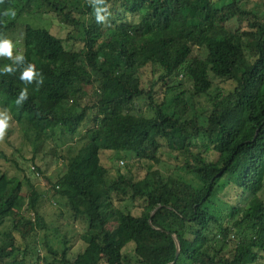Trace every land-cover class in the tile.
Segmentation results:
<instances>
[{"label": "trees", "instance_id": "1", "mask_svg": "<svg viewBox=\"0 0 264 264\" xmlns=\"http://www.w3.org/2000/svg\"><path fill=\"white\" fill-rule=\"evenodd\" d=\"M220 1L229 4L107 0L110 26L96 22L88 0L0 4V36L22 44L26 64L44 77L37 90L19 79L20 71L0 74V109L9 110L35 156L54 141L65 164L56 180L46 179L47 192L30 177L0 174V225L10 223L0 230V264L264 261V7L245 10L241 0ZM9 8L15 18L3 15ZM31 17L56 18L68 28L66 38L25 20ZM234 20L237 30L229 27ZM12 63L0 58V69ZM212 76L234 88L223 91ZM24 87L29 98L17 106ZM203 98L209 106L199 113ZM141 101L147 115L136 112ZM199 140L214 145L216 161L209 146L198 149ZM163 150L175 153L178 177L151 167L160 164ZM107 154L116 164L125 154L135 159L111 178L102 162ZM33 161L35 174L42 172ZM236 175L239 200L250 201L219 210L214 200ZM47 193L86 223L81 253H72L67 238L60 254L45 237L53 259L33 245L49 227ZM130 201L145 204L140 215L125 206Z\"/></svg>", "mask_w": 264, "mask_h": 264}, {"label": "rangeland", "instance_id": "2", "mask_svg": "<svg viewBox=\"0 0 264 264\" xmlns=\"http://www.w3.org/2000/svg\"><path fill=\"white\" fill-rule=\"evenodd\" d=\"M214 1L218 3L219 8L229 4V1ZM241 2H243L242 6L245 10H259L260 8L263 10L264 7V0H241ZM25 20H28V22L36 25L37 27L47 29L54 36H58L61 39H65L68 33V28L61 26L58 20L54 17H52V20L49 18H38L37 20L35 17L27 18ZM129 21H133V19L129 18ZM229 27L233 30H237L241 27V25L237 20H234L229 24ZM244 27H246V25ZM13 44L15 46L14 54L19 52L23 53L24 48L22 44L18 43L17 41ZM80 48L81 46L77 45L76 48L69 46L67 49L79 50ZM212 78L214 83L219 85V87L227 93L234 88V85L230 82H225L222 79L216 78L214 76H212ZM201 102L203 105L202 109L199 110V113L204 111L209 106L205 98H203ZM136 112H141L142 114L147 115L148 110L146 102H138ZM76 145V147L80 148V139L76 141ZM196 145L199 146L198 149H203L204 146H209L211 152L208 156L211 157L213 161L218 159V155L213 152L214 145H212L210 142L199 140L196 142ZM38 151L39 153L37 156H35L34 148L27 141L24 133H22L21 130L16 126L15 122L12 121L11 128L9 129L4 142L0 143V152L7 157V161H4L0 164V174H6L8 177H17L21 180H25L27 177H30L29 179H31V181L38 188H41L47 192L45 188L47 186L46 179L49 178L50 180H56V177L64 172L65 164H63L61 159L56 157L58 148L56 142L54 141L48 142L43 149L38 148ZM34 158L36 159V164L41 168L42 172H39L40 176H37V174H35L33 171V167L35 168L33 161ZM132 159H135L133 155L125 154V159L116 164L109 161V154H107L102 157V162L103 166L109 172V176L114 178L117 175L118 169L123 171L125 164L130 162ZM160 160V164H152L151 167L161 170L166 177H178L181 174V172L177 170L178 163L176 161L175 153L169 152L168 150H163L160 154ZM145 167L148 168V165H145ZM186 181L192 184L197 183L194 176H187ZM240 186L241 180L239 176L236 175L229 181V185L225 186L224 191L220 192L217 198L214 200V203L217 206L216 208L219 210H224L225 212H229L230 207L239 205V202H241L239 207L244 208L246 204L249 203L250 199H247V201L239 200L238 191ZM25 192L28 191L25 189ZM46 196L48 201L45 203L43 214L46 217L49 227L46 229L45 233L39 234L33 243V245H37L39 249V255L41 257H49L50 259H53L44 243L45 237H47L49 245L60 254L65 248L63 243L65 238L72 242L71 251L73 254L81 253L86 247V243L83 239L88 229L86 223L83 221L74 220L65 201L61 200L60 198H55L54 196V198H52V195H49V193H47ZM260 199H264V192L260 195ZM125 206L137 216L140 215L145 204L141 201H130L125 203ZM9 227L10 223H7L5 226L2 224L0 225V230L9 229ZM133 247L134 244L129 246V248ZM128 251L129 250L126 252ZM32 257H28V259ZM22 258L23 255H19V260ZM259 263L264 264V261L262 260Z\"/></svg>", "mask_w": 264, "mask_h": 264}, {"label": "clouds", "instance_id": "3", "mask_svg": "<svg viewBox=\"0 0 264 264\" xmlns=\"http://www.w3.org/2000/svg\"><path fill=\"white\" fill-rule=\"evenodd\" d=\"M4 0H0V4H3ZM89 5L93 8L96 22L105 26H110L109 18L111 12L109 11L110 5L107 0H88ZM3 15L5 17L15 18L16 12L14 9L9 8ZM14 44L12 40L0 36V58H7L12 60V65H5L0 69V74L11 75L17 71H20L19 79L25 84H35L37 90L44 83L43 74L37 72L35 65L26 64L25 56L22 52L14 54ZM29 98L28 88L24 87L20 90L19 95L16 98V105L22 106ZM12 116L8 109H0V143H3L9 129L11 128ZM37 176H40L39 172H36Z\"/></svg>", "mask_w": 264, "mask_h": 264}, {"label": "water", "instance_id": "4", "mask_svg": "<svg viewBox=\"0 0 264 264\" xmlns=\"http://www.w3.org/2000/svg\"><path fill=\"white\" fill-rule=\"evenodd\" d=\"M176 244H177L176 259H177L180 256V249H181L180 243H179V241L177 239H176Z\"/></svg>", "mask_w": 264, "mask_h": 264}, {"label": "built area", "instance_id": "5", "mask_svg": "<svg viewBox=\"0 0 264 264\" xmlns=\"http://www.w3.org/2000/svg\"><path fill=\"white\" fill-rule=\"evenodd\" d=\"M41 264H44V263H41Z\"/></svg>", "mask_w": 264, "mask_h": 264}]
</instances>
